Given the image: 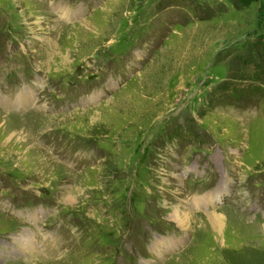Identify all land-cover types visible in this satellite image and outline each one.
<instances>
[{
  "label": "rangeland",
  "instance_id": "374dc122",
  "mask_svg": "<svg viewBox=\"0 0 264 264\" xmlns=\"http://www.w3.org/2000/svg\"><path fill=\"white\" fill-rule=\"evenodd\" d=\"M261 46L264 0H0V264H264Z\"/></svg>",
  "mask_w": 264,
  "mask_h": 264
},
{
  "label": "bare ground",
  "instance_id": "6f19581e",
  "mask_svg": "<svg viewBox=\"0 0 264 264\" xmlns=\"http://www.w3.org/2000/svg\"><path fill=\"white\" fill-rule=\"evenodd\" d=\"M56 54H58V53H56ZM58 57L60 58V60H62V56L60 54L58 55ZM63 60L66 61V58H63ZM53 118H56V117H52L50 119H53ZM194 203L203 204L204 202H200L199 200L196 199L194 201ZM203 215H204V218L209 222V224L212 227H214V230H216V231L221 230V228L223 227V224H224L223 223V217L221 215H219L218 213H215V211L208 212V213H205ZM173 217L180 224L181 228L186 229V231H188L189 222H191V220H192V214L176 208L174 210ZM25 241H26L25 244L27 246H29V244H30V242H28L29 238H27V240H25Z\"/></svg>",
  "mask_w": 264,
  "mask_h": 264
},
{
  "label": "trees",
  "instance_id": "16d2710c",
  "mask_svg": "<svg viewBox=\"0 0 264 264\" xmlns=\"http://www.w3.org/2000/svg\"><path fill=\"white\" fill-rule=\"evenodd\" d=\"M255 1H257V0H239V2L242 4V5H249L250 3H252V2H255ZM261 49H262V51H263V53H264V47L263 46H261ZM251 79H254V78H251ZM242 81H244V82H242ZM255 81H257L258 83H260V84H264V80L263 79H258V80H255ZM252 82V81H247V80H245V79H240V82H242V85L240 86V85H238V84H226V86L225 87H223L220 91L222 92V93H224L225 95H230V91L232 92H238L239 91V93H241V92H246V91H248L247 92V96H249V95H254V94H252V93H254L253 92V89L254 88H252V87H250V84H252V83H255V84H257L256 82ZM249 83V84H248ZM250 87V88H249ZM227 92H228V94H227ZM260 94V93H259ZM259 94H257V95H259ZM256 96V95H255Z\"/></svg>",
  "mask_w": 264,
  "mask_h": 264
}]
</instances>
